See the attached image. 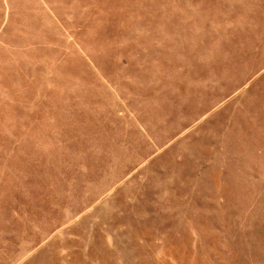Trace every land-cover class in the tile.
I'll list each match as a JSON object with an SVG mask.
<instances>
[{
	"label": "rangeland",
	"instance_id": "1",
	"mask_svg": "<svg viewBox=\"0 0 264 264\" xmlns=\"http://www.w3.org/2000/svg\"><path fill=\"white\" fill-rule=\"evenodd\" d=\"M0 264H264V0H0Z\"/></svg>",
	"mask_w": 264,
	"mask_h": 264
}]
</instances>
